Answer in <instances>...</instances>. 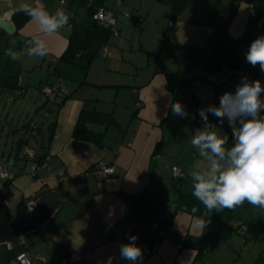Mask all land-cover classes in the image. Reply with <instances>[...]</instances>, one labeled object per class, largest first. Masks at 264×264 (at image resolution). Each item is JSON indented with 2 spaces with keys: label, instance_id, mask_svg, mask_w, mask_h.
<instances>
[{
  "label": "crops",
  "instance_id": "1",
  "mask_svg": "<svg viewBox=\"0 0 264 264\" xmlns=\"http://www.w3.org/2000/svg\"><path fill=\"white\" fill-rule=\"evenodd\" d=\"M23 2L34 4L36 0ZM19 3L0 0V19L14 25L11 33L0 26V96L17 97L26 89L24 82L34 88L39 79L40 84L50 85L44 84V92L52 90L48 93L52 106L43 105L52 121L48 137L35 149L28 146V122L16 117V125L22 128L14 134L20 136H7L3 143L10 140V148L0 149V162H25L10 166L16 172L0 180V264H15L19 252H25L33 264H108L109 258L111 264H129L120 258V245L128 243L131 235L138 237L136 244L143 250L139 264H264V209L254 206L256 213L250 220L243 212L234 214L233 209L209 212L192 195L190 175L210 167L191 143L195 129L203 126L199 107L219 106L223 94L221 87L204 79L206 72L197 65L209 41L226 26L236 40V53L243 57L240 69L245 74L230 78L226 69L218 74L225 92H234L245 76L250 81L259 79L264 86L259 65L253 67L245 59L251 42L264 35V0H188L171 34L165 35L172 17L171 0H66L64 4L39 0L50 13L62 8L69 14L68 25L51 35L40 31L31 18L15 32L12 15ZM98 7L116 17L118 35L110 33L108 25L93 21ZM72 32L85 37L89 49L99 54L86 75L81 68L56 60ZM33 37L46 41L47 56L25 54L12 60L5 55L9 48L21 52ZM146 51L158 56L141 62ZM166 71L185 75L188 84L170 90ZM190 84L192 97L187 94ZM177 101L188 118L172 114L171 104ZM83 110L113 116L114 123H86L88 129L104 134L101 145L73 137ZM208 121L217 126L220 136L229 134L225 147L230 148L228 121L221 125L211 113ZM19 146L35 151L38 167L34 175L35 162ZM98 161L113 165V174L96 179L91 168ZM173 166L183 178L171 177ZM28 199H33L31 210L26 207ZM193 207L198 211L193 213ZM166 218L169 232L162 235ZM238 220L247 224V234L235 231ZM201 221L206 227L199 226ZM199 253L202 258H197Z\"/></svg>",
  "mask_w": 264,
  "mask_h": 264
},
{
  "label": "clouds",
  "instance_id": "2",
  "mask_svg": "<svg viewBox=\"0 0 264 264\" xmlns=\"http://www.w3.org/2000/svg\"><path fill=\"white\" fill-rule=\"evenodd\" d=\"M31 20L37 22L40 31L51 35L69 23V14L62 8L50 13L36 0L34 4L19 3L15 9ZM14 43V42H13ZM43 58L49 54L45 40L33 37L27 41L21 52L11 48L5 55L18 60L22 55ZM246 61L253 67L259 65L264 73V35L254 39L245 54ZM264 86L260 80L250 81L242 77L234 92H224L220 96L219 106L209 105L201 108L198 115L203 126L195 129L192 147L209 162V169L204 172L192 171V195L199 200L209 212H223L249 204L264 209ZM174 116L188 118L189 113L180 102L171 104ZM213 114L222 125L224 120L232 130L233 144L226 148L229 137L220 136L214 124L208 121V114ZM195 119V115L191 117ZM196 207L192 212H197ZM201 221L199 226L206 227ZM137 236L128 237V243L120 245V258L129 264H139L143 259V250L136 244ZM109 258L108 264H111Z\"/></svg>",
  "mask_w": 264,
  "mask_h": 264
},
{
  "label": "trees",
  "instance_id": "3",
  "mask_svg": "<svg viewBox=\"0 0 264 264\" xmlns=\"http://www.w3.org/2000/svg\"><path fill=\"white\" fill-rule=\"evenodd\" d=\"M68 2H70V0H68ZM187 4L188 0H171L170 8L172 17L169 24L165 28L163 35L171 34L175 20L177 19L180 12L187 6ZM29 19L30 17H28L22 12H14L12 15V20L16 27L15 32H17L19 28ZM93 21L97 22L96 20ZM235 42L236 40L231 36L228 31V28L226 26L220 27L216 35L209 41L207 49L197 66L202 68L207 75L210 73L220 74L225 69L240 70L241 65L243 63V57L236 53L234 49ZM146 54L148 56H158L157 52L146 51ZM95 56L96 54L89 49L88 40L85 37L82 38L75 32H72L68 37V43L66 48L56 60L67 65L79 67L84 71V74L86 75ZM165 75L167 78V87L170 90H174V88L177 86H183L185 84H188L185 75H179L176 72L167 71L165 72ZM206 77L204 78L205 80ZM231 77L233 76L230 75V78ZM226 83L228 84L227 81ZM190 85H187L188 87L186 86L187 94L189 97H192L193 90L191 93H189ZM190 104L194 106L196 105V101H191ZM88 122L108 124L114 123L115 121L113 119V116L109 113L83 110L79 114L78 120L73 128V137L94 141L98 145H101L104 134L94 132L88 129L86 127V123ZM159 146L160 144H157L154 150L155 154L159 151ZM19 147L21 148L22 146ZM19 147L18 150H20ZM168 222L169 220H165L162 227L166 228ZM234 229L236 230V226L234 227ZM201 254L202 253H199V255L197 254V258H202Z\"/></svg>",
  "mask_w": 264,
  "mask_h": 264
},
{
  "label": "rangeland",
  "instance_id": "4",
  "mask_svg": "<svg viewBox=\"0 0 264 264\" xmlns=\"http://www.w3.org/2000/svg\"><path fill=\"white\" fill-rule=\"evenodd\" d=\"M121 37L123 38L122 33L120 34V38ZM98 55L99 54H97L96 58L99 57ZM141 55H142L141 56L142 58L140 59L141 62H147V60L149 59V56H147L146 54L144 55L141 54ZM100 59L102 60V58ZM151 62H152V65H154L155 61L151 60ZM37 76L38 74L34 76V79H36ZM51 78L53 79L54 77H51ZM38 80L39 79H37L34 88H32L31 86L28 87L26 85L27 83L24 82L26 89L25 91L21 90V92L19 93V96L17 97H14V94H8V95H13L11 99H9L7 95L5 94L0 96V114L2 115V117L0 116L1 117L0 118V149H4L5 146L7 145L9 146L8 148H10V145H11L10 140H7L8 143L6 145L3 143L7 136H10L12 138H17L20 136V133L14 134V132H19L20 129L22 128V125H16L17 123L16 117L19 119L22 118V120L27 121L28 123H26V126L27 125L30 126V128L27 129L29 135L26 136L28 137V141H27L29 142L28 146L38 149L40 146L41 140L45 141L46 138L48 137L49 132H50V123L52 121V117L50 113L47 114L46 107H44L43 105L44 104L46 105L48 103L49 104L48 107L52 106L49 103L50 99L52 98L51 96L52 94H48L44 92L43 90L46 86H50V85L45 84L44 82L40 84V81ZM41 80L43 81L46 79L45 77H42ZM26 90H27V93H26ZM32 91H34V93H32ZM36 96H37V99H36ZM201 108H205V106H200L199 110ZM7 115H8L9 120L6 119ZM10 125L13 128V131L9 128ZM222 135H229V134L224 133ZM12 143L15 145L16 141L15 143L12 141ZM171 146H173L172 142H171ZM172 148L175 150V146H173ZM172 176L173 175L171 174V177ZM253 207H254L253 205L245 201L242 205L234 208L232 212L236 215L240 212H243L245 213L247 217H250L248 219L250 220L251 214H253V212L256 213V210Z\"/></svg>",
  "mask_w": 264,
  "mask_h": 264
},
{
  "label": "built area",
  "instance_id": "5",
  "mask_svg": "<svg viewBox=\"0 0 264 264\" xmlns=\"http://www.w3.org/2000/svg\"><path fill=\"white\" fill-rule=\"evenodd\" d=\"M66 2V0H61V3L64 4ZM126 15V13H125ZM92 18L94 20H96L97 22L103 23L108 25L111 28V33L113 35H118V30L116 28V24H117V19L116 17L113 15V13L111 11H109L107 8L105 7H98L95 12L93 13ZM102 53L106 52V47H103L101 50ZM227 72L232 75L233 77L236 76H242L245 73L240 69V70H230L228 69ZM206 80L211 83L213 86L215 87H221V92L224 93L226 91V88L220 84L219 81V75L216 73H210L207 75ZM255 80H259V79H255ZM252 80V81H255ZM224 85H227V83H225ZM193 90V86L190 85L189 87V93H191ZM46 93H52V90L50 88H46L45 89ZM20 152L27 158L32 159L35 162V165L32 169L31 174H35L36 173V168L38 167V163H37V155L35 153V151L28 147V146H22L20 149ZM16 168L14 167H10L7 163L5 162H0V180L1 179H8L9 177H11V175H13L16 172ZM114 172V167L113 165L107 164L103 161H98L96 162L93 167L91 168V174L96 178V179H104L106 177H108L109 175L113 174ZM172 174L173 177H177V178H183L184 174L181 172V170L177 167V166H173L172 167ZM26 207L27 209L31 210L33 208V199H28L26 202ZM165 220H169V218H166ZM236 226V230L238 232H240L241 234H247V224L241 220H238L235 223ZM168 230L167 228H162L161 229V234L162 235H166L168 234ZM40 259H44L42 256H39ZM15 264H33L32 259L25 253V252H19L16 256H15Z\"/></svg>",
  "mask_w": 264,
  "mask_h": 264
},
{
  "label": "water",
  "instance_id": "6",
  "mask_svg": "<svg viewBox=\"0 0 264 264\" xmlns=\"http://www.w3.org/2000/svg\"><path fill=\"white\" fill-rule=\"evenodd\" d=\"M0 26L7 32L11 33L14 31V25L12 22H6L4 19H0ZM20 163L24 164V161H12V163L8 164L9 166L13 165H20ZM150 174L153 180L152 188L155 187V160H152L151 167H150Z\"/></svg>",
  "mask_w": 264,
  "mask_h": 264
}]
</instances>
